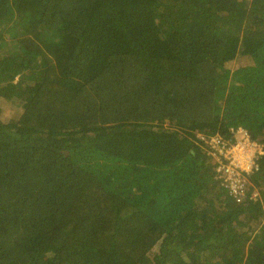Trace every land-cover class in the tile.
<instances>
[{"label": "trees", "instance_id": "16d2710c", "mask_svg": "<svg viewBox=\"0 0 264 264\" xmlns=\"http://www.w3.org/2000/svg\"><path fill=\"white\" fill-rule=\"evenodd\" d=\"M0 264H264V0H0Z\"/></svg>", "mask_w": 264, "mask_h": 264}, {"label": "built area", "instance_id": "2783aa9c", "mask_svg": "<svg viewBox=\"0 0 264 264\" xmlns=\"http://www.w3.org/2000/svg\"><path fill=\"white\" fill-rule=\"evenodd\" d=\"M237 132L240 136L234 141L225 140L218 134L207 137L203 133H198L197 136L210 146L208 153L214 155L220 163L216 171L219 173L217 177L220 178L222 186L239 202L246 195L247 186L250 185L248 174L256 170V153H261V147L250 140L244 129L238 128ZM216 152L228 161H221Z\"/></svg>", "mask_w": 264, "mask_h": 264}, {"label": "rangeland", "instance_id": "374dc122", "mask_svg": "<svg viewBox=\"0 0 264 264\" xmlns=\"http://www.w3.org/2000/svg\"><path fill=\"white\" fill-rule=\"evenodd\" d=\"M239 58H240V57L238 56V57L234 58V59L230 62V64H229V68H231V70L234 69V68H236V67L238 66V64L242 62V60L239 59ZM11 108H13V107H10L9 104H6V107H5V109H4V115H6V116H10V117H11V115H12V113H13L12 110H11Z\"/></svg>", "mask_w": 264, "mask_h": 264}, {"label": "flooded vegetation", "instance_id": "af4514ba", "mask_svg": "<svg viewBox=\"0 0 264 264\" xmlns=\"http://www.w3.org/2000/svg\"><path fill=\"white\" fill-rule=\"evenodd\" d=\"M248 180H249V176H248ZM250 185H251V182L249 181Z\"/></svg>", "mask_w": 264, "mask_h": 264}]
</instances>
